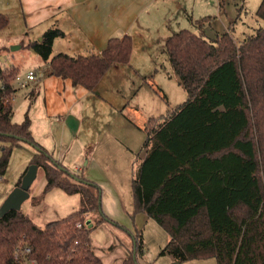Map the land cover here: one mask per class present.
<instances>
[{"label": "trees", "instance_id": "1", "mask_svg": "<svg viewBox=\"0 0 264 264\" xmlns=\"http://www.w3.org/2000/svg\"><path fill=\"white\" fill-rule=\"evenodd\" d=\"M256 16L264 22V0ZM210 19L192 21L195 32L181 29L164 41L186 99L149 118L144 128L140 151L146 155L131 177L132 228L138 213L151 218L168 236L158 255L177 264L211 257L216 264H264V27L240 42L230 30L211 39L204 32ZM7 22L0 16V30ZM63 37L50 28L26 45L47 63L42 76L93 91L113 65L130 62L128 34L108 39L97 54L51 56L53 41ZM18 75L15 66L0 64V177L12 150L25 142L35 149L27 166L42 169L45 177V187L29 201L37 205L58 189L78 196L79 208L41 227L21 209L1 215L0 264H23L14 254L26 247L24 259L35 264H103L90 240L96 227L110 222L101 209V190L83 169L69 175L32 138L28 107L37 92L28 91L22 121H12ZM87 220L90 225L77 227ZM121 228L130 241L121 264H139L145 254L142 232Z\"/></svg>", "mask_w": 264, "mask_h": 264}, {"label": "rangeland", "instance_id": "2", "mask_svg": "<svg viewBox=\"0 0 264 264\" xmlns=\"http://www.w3.org/2000/svg\"><path fill=\"white\" fill-rule=\"evenodd\" d=\"M180 2L187 9L186 17L180 15L177 19L173 18L163 23L161 25L163 33L168 32L172 35L181 29L195 32L197 29L189 20L197 21L211 17L204 24L207 36L215 38L230 30L233 40L240 42L254 34L257 29L264 27V22L256 16L261 0H180ZM0 14L9 19L8 26H4L0 31V64L4 67L18 68L20 79H24L28 71L38 73L45 70L47 63L26 45L30 41L41 39V36L36 35L35 29L46 30V23L35 28L26 26V16H23L22 7L17 0H0ZM158 35V31L148 24L137 32L132 41L129 65L121 66L123 69L118 67L119 65L113 66L97 88L86 91L87 95L78 99V103L71 111V123L50 122L47 127L43 120L42 96L36 105L33 102L28 107V117L34 125L32 130L35 134L32 138L35 142L69 170V175L81 173L76 166L83 171L89 167L95 178L92 181L101 190V203L108 212L106 214L110 222L106 221L91 233L92 247L98 256L99 251L107 253L96 248L102 246L105 238L101 236L103 234L106 236L105 231L109 233L107 236L111 235L113 238L112 244L115 247L121 245L125 249L130 245L128 235L121 226L128 229L127 225H133L130 217L131 177L135 166L146 155L140 148L146 138L144 128L148 119L159 118L167 111L174 110L186 99V93L181 88L177 75L171 70L164 46L159 47ZM57 42L60 45L53 47L51 56L66 52L72 54L70 47L73 41L66 38ZM13 85L16 88V84ZM25 90L28 91L26 88L17 90L18 94L13 102L15 110L12 121L16 123L21 122L27 110L28 103L22 97L24 93L27 94ZM75 127L77 131L74 133ZM62 146L66 150L60 151ZM34 153L35 149L25 142L12 150L6 172L0 177V207L9 193L17 187L15 185ZM37 170L36 178L28 190L29 198L22 204L21 210L41 227L79 207L77 200L76 202L71 200L74 197H68L58 189L53 196L33 205L29 201L30 197L40 194L45 187L43 170L40 168ZM135 218L133 230L136 228L142 232L145 246V254L139 262L143 259L147 264H170L169 256L158 255L168 239L165 230L143 213H138ZM196 263L216 264L213 257L181 264Z\"/></svg>", "mask_w": 264, "mask_h": 264}, {"label": "crops", "instance_id": "3", "mask_svg": "<svg viewBox=\"0 0 264 264\" xmlns=\"http://www.w3.org/2000/svg\"><path fill=\"white\" fill-rule=\"evenodd\" d=\"M17 1H19V5L22 7L23 16L24 17L26 16V20H27L26 26H28L29 28H35L36 26L39 27L41 24L46 23L47 25L46 30H43L44 28L43 29L41 28L42 30L35 29L36 35H38L39 37L42 36L47 30H49L51 26H54L55 28L61 30L64 33V37L55 39L51 45L52 49L54 46L56 47V45L58 46L60 45L59 42H57L59 39L63 41L64 39L69 38L70 41H73V43L71 44L72 46L70 47L73 56H77V55L82 56V54L87 55V54H92V53L94 54L100 52L106 47L107 40L112 37H122L128 34L131 36L133 41L134 36L137 35V32L143 29V26L146 24H148L149 27L151 26L158 31L159 35L157 37L158 38L157 42L160 45L159 47L164 46L165 44L164 41L171 35V33L168 32L163 33L161 29L162 28L161 25L163 23H167L173 18L176 19L179 18L180 15L186 17L185 13L187 12L186 11L187 9H185V7L180 2V0H17ZM0 16H4V15L0 14ZM189 21L190 23L192 22L191 20ZM8 22L5 25L6 27L8 26ZM138 36L140 37L139 34ZM207 37L213 39V37H209V36ZM113 66L115 67L118 65H113ZM118 67L121 66L119 65ZM109 70L104 75L108 74L110 72ZM37 77H38L37 80L33 83H30L26 87V89H28V91L32 89L35 92H37V97L33 101L35 105L39 100V98L42 96L41 99L43 102V112H44L43 120L45 125L48 127L51 124L50 122H54L57 124H61V122L68 124L69 122L71 123L70 120L71 111L74 108V106L78 103V99H82L85 95H87L86 93L87 90L79 86H73L69 79L66 80L54 76L44 77L41 75L40 72L38 73ZM104 77L102 78L101 82L103 81ZM101 82H99L98 85ZM98 85L96 86V88L98 87ZM28 91L26 95L24 93L22 96L24 98V101L27 103H28V96H27ZM15 93H16L15 97H17L16 95L18 94V91H16ZM13 106L14 105L12 104V108ZM30 124H31L30 125L31 135H33L34 137L35 133L32 130V127L34 128L32 120H30ZM70 127L72 128L71 125ZM73 131L75 133L77 131V127H75ZM62 150H66V149L62 146L60 147V151ZM75 168L78 169L79 171L81 170V168L78 166H76ZM84 172H85V176L88 179H90L91 181L95 180L89 167H87V170L85 169ZM56 190L57 189L49 192L44 199H47L49 196H53L52 194L57 193L55 192ZM35 196H37V194L34 195L33 197ZM71 197H74V199L71 200H75V202L77 200V204L79 207L78 196L73 195ZM71 200H67V201L70 203ZM101 209L104 214L108 213L103 208L102 203H101ZM106 215L108 216V214ZM137 215L135 217H137ZM112 218L114 217L112 216ZM33 222L35 223V221ZM127 227L128 229L131 228V230H133L131 224L129 226L127 225ZM105 234L107 236L109 233L105 231ZM106 236L104 234L103 236H101L102 238H105L104 242L103 244H101L102 246L100 247L96 246V248H98V251L104 250L107 253L105 252L102 253L99 251L98 252L99 256L96 253L95 255L98 258H100V260H102L103 264L105 263L121 264L123 258L126 256V250L121 245H118L117 247L114 246L115 248H112L110 250L109 248L112 245H114L112 244L113 238H111V235L110 237L109 236L106 237ZM101 256L103 257V259ZM165 256H169V255H165ZM169 258H170L169 259L170 264H176L173 258H171L170 256ZM139 264H147V263L144 262L142 259L139 262ZM196 264H201V263H196Z\"/></svg>", "mask_w": 264, "mask_h": 264}, {"label": "water", "instance_id": "4", "mask_svg": "<svg viewBox=\"0 0 264 264\" xmlns=\"http://www.w3.org/2000/svg\"><path fill=\"white\" fill-rule=\"evenodd\" d=\"M26 170L27 171L24 173V176L21 178L19 186L15 187L9 193L2 206L0 207V216L7 211H10V209L20 210L22 204L26 199L29 198L28 190L31 187V183L36 178L38 170L35 165H29Z\"/></svg>", "mask_w": 264, "mask_h": 264}, {"label": "built area", "instance_id": "5", "mask_svg": "<svg viewBox=\"0 0 264 264\" xmlns=\"http://www.w3.org/2000/svg\"><path fill=\"white\" fill-rule=\"evenodd\" d=\"M37 76L35 75V73L33 71H28L27 74L24 76V79H20L17 78L15 81L16 84V89L17 90H21L26 88L30 83H33L37 80ZM82 226L87 227L88 225H90V220L84 221L82 224L78 223L77 227L80 228ZM30 251V249L28 247H26V249L23 250H16L14 257L16 260L21 261L23 264H35L32 261H28L24 259V255L26 253H28ZM22 259V260H21Z\"/></svg>", "mask_w": 264, "mask_h": 264}]
</instances>
